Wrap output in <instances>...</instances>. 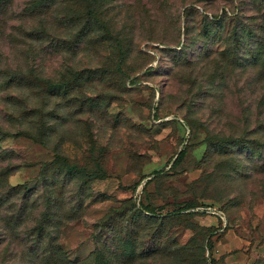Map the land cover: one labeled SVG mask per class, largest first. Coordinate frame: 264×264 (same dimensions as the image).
<instances>
[{"label":"rangeland","instance_id":"rangeland-1","mask_svg":"<svg viewBox=\"0 0 264 264\" xmlns=\"http://www.w3.org/2000/svg\"><path fill=\"white\" fill-rule=\"evenodd\" d=\"M19 186L71 262L100 240L106 264H264V0H0V193Z\"/></svg>","mask_w":264,"mask_h":264},{"label":"trees","instance_id":"trees-1","mask_svg":"<svg viewBox=\"0 0 264 264\" xmlns=\"http://www.w3.org/2000/svg\"><path fill=\"white\" fill-rule=\"evenodd\" d=\"M86 1V0H83ZM87 10L90 12V7H87ZM90 15V13H88ZM39 81V79H38ZM44 83V89L48 94L52 95L58 90L64 89V92L67 90V84L58 83L57 85L51 84L50 80H42ZM41 131L40 136L44 135ZM42 139V138H41ZM183 157V153H180L174 164L178 163ZM53 164H57L59 171L64 173V176L68 179L69 182L80 180L81 178L91 174L86 168L78 167L76 165H71L68 163L67 159L64 157H55L53 163L45 166L44 172L53 168ZM56 168V165H55ZM95 179H104L103 175L98 173L94 174ZM50 180L47 175H43V187L48 188L50 186H55L54 182L50 185ZM52 181V180H51ZM34 188L23 189L19 187H9L0 193V237L6 238L9 240V245L13 248L18 244L20 248L19 254H14L17 259H19L20 264H37V262L47 259L46 264H78L76 262H71L67 256L62 252L61 245L57 244L55 240L51 239L52 242L46 243L44 241L48 238L47 228L48 224L52 222V215L43 214L40 215L41 207H39L36 197V192ZM51 195V192L48 191ZM19 200V204L17 201ZM34 198V203L29 204L30 199ZM52 201L50 197L46 202V208L51 209ZM194 204H190L188 207H194ZM45 207V206H44ZM40 208V209H39ZM34 210V211H32ZM34 212V216H30ZM33 217L34 224L27 225L26 222L28 217ZM46 219L44 220V218ZM21 233H19V231ZM24 232V233H23ZM12 239L17 240L18 242H13ZM54 241V242H53ZM6 242V241H5ZM3 242H0V248ZM97 245L95 246V251L90 256V264H106V258L102 246L99 244L100 240L96 241ZM27 248V249H26ZM34 248H36L34 250ZM15 252V251H14ZM35 253V254H34ZM33 255L36 258H28V256ZM212 264V261H211Z\"/></svg>","mask_w":264,"mask_h":264},{"label":"built area","instance_id":"built-area-1","mask_svg":"<svg viewBox=\"0 0 264 264\" xmlns=\"http://www.w3.org/2000/svg\"><path fill=\"white\" fill-rule=\"evenodd\" d=\"M205 211L211 212L210 208H204Z\"/></svg>","mask_w":264,"mask_h":264}]
</instances>
